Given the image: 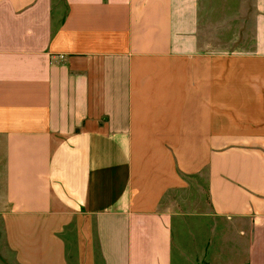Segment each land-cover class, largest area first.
<instances>
[{"label": "crops", "instance_id": "0c3cea01", "mask_svg": "<svg viewBox=\"0 0 264 264\" xmlns=\"http://www.w3.org/2000/svg\"><path fill=\"white\" fill-rule=\"evenodd\" d=\"M0 264H264V0H0Z\"/></svg>", "mask_w": 264, "mask_h": 264}]
</instances>
